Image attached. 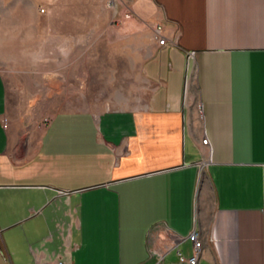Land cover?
<instances>
[{
    "label": "crops",
    "instance_id": "obj_1",
    "mask_svg": "<svg viewBox=\"0 0 264 264\" xmlns=\"http://www.w3.org/2000/svg\"><path fill=\"white\" fill-rule=\"evenodd\" d=\"M117 27L132 107L18 129L7 73ZM192 230L197 264H264V0H0V264H187Z\"/></svg>",
    "mask_w": 264,
    "mask_h": 264
},
{
    "label": "rangeland",
    "instance_id": "obj_2",
    "mask_svg": "<svg viewBox=\"0 0 264 264\" xmlns=\"http://www.w3.org/2000/svg\"><path fill=\"white\" fill-rule=\"evenodd\" d=\"M117 31L116 39L113 34L108 35L109 31L108 34L105 33L101 41L100 56L46 58V61L50 60L52 63L50 67L53 69L47 83L44 68L49 66H44V57L37 58L40 62L34 64L35 66H29L27 63L18 65L19 73H7L8 115L9 118L12 117L15 126L24 131L39 130L46 125L54 112L61 109H88L100 112L105 108L132 107L131 94L135 90L121 87L124 84L123 74L116 73L118 63H111L123 59L122 56L116 57L119 52H124L125 48L124 37L119 34L118 27ZM106 38L110 40L105 41ZM73 52H77L76 46ZM66 60L69 61L68 65L62 63ZM136 63L137 61H134V65ZM134 80L138 83L137 89L140 91L143 82L136 73ZM52 235L54 246L62 242L63 237L57 234L54 228ZM28 241L30 240H26V243ZM30 243L33 244L31 241ZM75 243H80L76 230L70 236L71 249ZM59 260L63 262L62 259Z\"/></svg>",
    "mask_w": 264,
    "mask_h": 264
},
{
    "label": "built area",
    "instance_id": "obj_3",
    "mask_svg": "<svg viewBox=\"0 0 264 264\" xmlns=\"http://www.w3.org/2000/svg\"><path fill=\"white\" fill-rule=\"evenodd\" d=\"M124 16H130V13L129 12H125ZM154 35L157 38V41H158L159 44H164L166 42L165 41L166 40L165 36L162 33V25L161 24H156L154 26ZM201 142L203 144H206V145L209 144L208 138L206 136L201 138ZM188 238L193 243V253L191 255H189V256H185L181 252H178L179 261L187 262V264H197L198 254L200 252L201 240L198 238V234H197V232L195 230H192L188 234ZM161 258H162V256L159 255L158 259H161ZM57 264H63V262L61 260H58Z\"/></svg>",
    "mask_w": 264,
    "mask_h": 264
}]
</instances>
